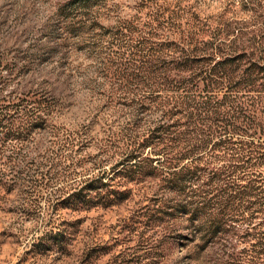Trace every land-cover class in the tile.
Segmentation results:
<instances>
[{
    "label": "trees",
    "instance_id": "1",
    "mask_svg": "<svg viewBox=\"0 0 264 264\" xmlns=\"http://www.w3.org/2000/svg\"><path fill=\"white\" fill-rule=\"evenodd\" d=\"M114 1L55 0V16L64 41L93 39L100 79L126 83V101L108 104L124 119L91 165L77 157L85 129L58 133L34 181L85 177L76 199L89 209L142 195L151 227L174 233L180 264H264V29H249L264 25V0H241L254 17L244 23L209 27L185 0H142L100 26ZM26 101L0 105V149L16 140L17 159L52 114L42 96Z\"/></svg>",
    "mask_w": 264,
    "mask_h": 264
},
{
    "label": "rangeland",
    "instance_id": "2",
    "mask_svg": "<svg viewBox=\"0 0 264 264\" xmlns=\"http://www.w3.org/2000/svg\"><path fill=\"white\" fill-rule=\"evenodd\" d=\"M141 1L115 0V12L99 25L131 17ZM182 6H193L209 27L220 18L242 23L254 18L241 0H185ZM55 13V0H0V105L41 96L52 105L45 125L25 132L21 158L16 140L0 149V264H180L174 233H165L164 224L151 227L144 215L149 200L142 195L89 209L76 199L85 177L61 176L48 185L34 181L38 165L55 156L50 145L58 133L85 129L88 139L77 157L88 165L100 159L110 127L124 119V111L113 106L127 98L126 83L99 78L98 58L85 45L93 39L64 41ZM249 29L259 32L264 25ZM56 232L61 243L51 240Z\"/></svg>",
    "mask_w": 264,
    "mask_h": 264
}]
</instances>
